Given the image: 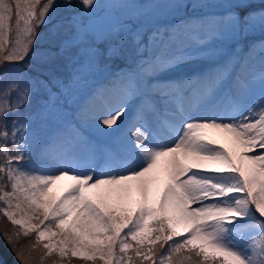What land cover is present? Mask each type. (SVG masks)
Here are the masks:
<instances>
[{"label": "snow or ice", "instance_id": "1", "mask_svg": "<svg viewBox=\"0 0 264 264\" xmlns=\"http://www.w3.org/2000/svg\"><path fill=\"white\" fill-rule=\"evenodd\" d=\"M76 4L51 24L56 0H0V216L9 244L34 236L17 259L264 264V0ZM46 24L49 46L33 51ZM193 60L209 63L164 75ZM33 145L60 170L32 164ZM79 157L115 170L76 171Z\"/></svg>", "mask_w": 264, "mask_h": 264}, {"label": "rangeland", "instance_id": "2", "mask_svg": "<svg viewBox=\"0 0 264 264\" xmlns=\"http://www.w3.org/2000/svg\"><path fill=\"white\" fill-rule=\"evenodd\" d=\"M139 2L144 3L147 2V0H139ZM62 3L63 0H56V4L57 7L55 9V11L53 13L49 14V18L51 19V24H55L58 22H66L73 14H75L76 12L79 11V7L76 4V0H73V6L71 8H64L62 7ZM185 16L183 13H176L173 15H169L166 18H164L163 20L160 21V23L163 24H167V23H177L179 20L184 19ZM51 24H46L45 26L41 27L40 29V35L38 36L35 45L33 46V51H41L44 50L46 48H48L49 46V38H50V33H49V28L51 27ZM260 38V34L257 32L255 34V36L253 37V39H259ZM11 45H9L10 47ZM258 58H259V54L257 53V67H258ZM208 61H204V60H198V62L196 64H194L193 66L187 67L185 69L179 70V72L177 71H171L168 74H164L166 76H178V75H192L194 74L196 71H199L205 67L208 66ZM33 64L35 66L36 62L33 61ZM21 64H18L16 62H9L6 63L4 65V67H7L9 69L11 68H15V67H21ZM113 66H123V61L117 59L115 61H113ZM51 70L55 71L57 74L59 75H66L68 69L64 66V63L62 61H56L53 62V64L50 66ZM38 71L40 69H37ZM11 75H15L14 73ZM101 80L103 78H100ZM257 93H253L251 96H249L246 100L245 103L246 104H251L253 99L256 97ZM109 105L112 109H115L117 107L116 103L114 101H109ZM35 102H34V107H33V111L35 110ZM193 110V109H191ZM191 110H189V112H191ZM131 111V108H130ZM188 112V115H190ZM208 113H210L211 111H207ZM213 113V112H212ZM131 112H127L125 114V117H122L121 119L124 122V126L127 125L128 123V118L130 117ZM171 119V118H169ZM173 123H178V121H173ZM34 129L37 127V125L35 123H33L32 126ZM51 129L49 128L46 131H50ZM216 139H218L219 142L224 143L226 146H230L228 145L227 140L223 137V134H218L216 136ZM9 147H11V144H9ZM42 161V164L45 165V167L42 169L44 171H59L60 170V163L58 161V159L55 156H48L46 158H44V160H41L40 156H39V148L36 145H33V150H32V164L35 165H39L41 164L40 162ZM94 164L96 167V171L97 174H103L106 173L108 171H112L115 169H110V168H105L103 167V161L100 160H96L94 162H89L87 159L83 158V157H79L76 159L75 161V170L79 171V172H83V173H87L88 171L91 170V165ZM25 167H29V165H25ZM68 182L65 181L64 183H61L60 185H57L56 189H54V191H58L61 189V187L65 184H67ZM36 256V254H34ZM72 264H80L79 261L73 259ZM90 264V262H89Z\"/></svg>", "mask_w": 264, "mask_h": 264}, {"label": "trees", "instance_id": "3", "mask_svg": "<svg viewBox=\"0 0 264 264\" xmlns=\"http://www.w3.org/2000/svg\"><path fill=\"white\" fill-rule=\"evenodd\" d=\"M14 231H17V229H14L6 218L0 216V251L6 258V264H21V262L17 259V253L24 247L25 244L34 241V236L28 238L20 236L18 241L14 238L13 243L9 244L5 237L12 235ZM25 251L27 252V250ZM34 254H36V256ZM32 255L35 259L31 262V264H40L39 257L41 255V250L38 249L35 252H32ZM43 264H51V259H45Z\"/></svg>", "mask_w": 264, "mask_h": 264}, {"label": "bare ground", "instance_id": "4", "mask_svg": "<svg viewBox=\"0 0 264 264\" xmlns=\"http://www.w3.org/2000/svg\"><path fill=\"white\" fill-rule=\"evenodd\" d=\"M198 62V60H193V61H191V62H189V63H187V64H184V65H181L180 66V70H182V69H185V68H187V67H190V66H193L194 64H196ZM173 71H175V70H173ZM128 112H131L130 111V109H129V111ZM211 114H213V113H208L207 111H200V110H197V109H193L192 111H191V117H193V118H196V117H199V116H202V115H211ZM131 116V115H130ZM130 118V117H129ZM44 160V159H43ZM40 163H42V161L40 162ZM65 181H63V182H61V183H64ZM1 257V256H0Z\"/></svg>", "mask_w": 264, "mask_h": 264}, {"label": "water", "instance_id": "5", "mask_svg": "<svg viewBox=\"0 0 264 264\" xmlns=\"http://www.w3.org/2000/svg\"><path fill=\"white\" fill-rule=\"evenodd\" d=\"M0 262H1V260H0Z\"/></svg>", "mask_w": 264, "mask_h": 264}]
</instances>
